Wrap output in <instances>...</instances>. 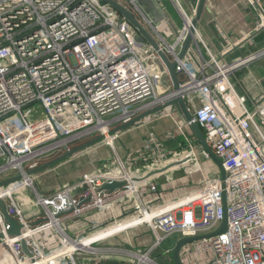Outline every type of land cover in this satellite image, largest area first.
I'll list each match as a JSON object with an SVG mask.
<instances>
[{
  "label": "built area",
  "instance_id": "built-area-1",
  "mask_svg": "<svg viewBox=\"0 0 264 264\" xmlns=\"http://www.w3.org/2000/svg\"><path fill=\"white\" fill-rule=\"evenodd\" d=\"M118 1L134 12L160 48L177 61L178 90L165 65L158 72V52L148 41H137L138 31L108 3L0 0V181L24 175L17 184L0 187V198L22 226L19 235H9L0 209V264H101L96 259L102 257L99 243L144 226L154 234L152 243L125 251L110 247L113 253H122L126 264H158V259L173 264L169 252L155 256L166 237L218 230L225 213L220 173L203 175L193 191L179 198H152L145 183L137 187L131 179L135 165H148L150 156L140 153L127 158L110 144L114 155L93 162V168L79 179L49 194L41 193L33 181L35 201L18 194L27 186L21 181L34 180L26 176L29 169L101 135L115 141L120 134L110 135L114 128L179 94L226 170L228 205L227 231L184 245L182 260L197 253L206 255L205 264H264V94L250 99L239 94L230 80L236 67L263 56L264 48L228 62L211 52L196 30L187 52L189 64L179 53L195 15L175 0L183 27L173 29L167 16L155 21L135 0ZM250 1L261 8L260 0ZM261 17L259 30L264 29L263 10ZM175 107L171 116L175 126L166 137L180 133L186 151L194 155L196 149L210 159L190 122ZM106 139L101 143H107ZM149 139L158 148L154 159L165 157L158 138L150 133ZM110 182L125 185L113 192L103 189ZM109 210L113 219L102 221L100 213ZM94 211L100 216L89 228L71 233L70 220ZM123 223L129 224L103 234ZM23 240L31 256L23 250Z\"/></svg>",
  "mask_w": 264,
  "mask_h": 264
},
{
  "label": "crops",
  "instance_id": "crops-1",
  "mask_svg": "<svg viewBox=\"0 0 264 264\" xmlns=\"http://www.w3.org/2000/svg\"><path fill=\"white\" fill-rule=\"evenodd\" d=\"M168 1L171 2L177 14H179L175 0ZM176 1L189 15H195L199 0ZM135 2L145 13L153 11L154 14L157 13L156 17L160 18L162 15L167 16L171 28L180 29L183 27V24H179L178 22L177 14L174 12L170 14L168 12L169 6L163 4L164 0H135ZM260 4L262 9L254 5L250 0H207L202 17L197 26V31L211 52L223 55L226 61L232 62L261 51L264 48V29L259 30V26L262 22L261 14L262 10L264 11V0H260ZM180 18L182 20L181 16ZM164 21H166V19ZM200 45L202 46L204 54L207 55L205 46L202 44ZM193 47L195 48L196 46L193 45ZM230 80L239 94L247 95L250 99L262 96L264 94V55L260 58L240 64L231 73ZM173 108V111H175L176 107L173 106ZM159 113L160 112L152 114L139 123L119 132V137L115 139L117 140L115 147L122 156L129 158L144 153L149 155L152 160L156 157L158 148L155 146L156 144L154 145V143L151 142L148 134L154 132L164 136L168 130L174 129L175 126L172 117H170V126L158 120L153 125H150L155 121L153 118H155V116L157 117ZM169 139L165 136L162 142L166 143ZM110 141H113V138L106 140L108 145ZM165 143H162L163 146ZM104 145V143H100L80 153V155H89V160L86 164L87 172L93 168V162L104 160L114 155L112 147L109 145L110 148L108 147V149H106L108 145L106 144L105 148L103 147ZM167 153H169L168 150ZM72 158L74 157L34 175L38 190L41 193L49 194L60 185L72 182L82 176L79 172L67 174L69 170L64 166H66ZM176 158L177 159L171 163L173 164V170L171 169L172 171L165 173L167 176L159 178L163 180L172 179L190 168L185 156L180 155ZM171 164L152 168L148 172H133L131 176L132 182L134 185H139L145 178L162 175V172L171 168ZM178 165H184V167L176 168L179 167ZM181 180L183 181L172 183L170 188H163V191L157 189L150 190V188L148 190V187L145 189L149 191V195L152 198L161 196V198L165 200L175 199L185 195L190 189L187 187L191 185L187 183L188 179L185 178ZM18 194H26L29 196L26 189L20 190ZM30 201L31 200H29V202ZM33 203L35 202H32V204L30 203V206H34ZM113 210L117 213V205ZM100 215L103 217L102 221L106 220L110 222L113 219L110 210L108 213H100ZM100 215L94 211L70 220L68 225L71 233L76 234L85 227L89 228L95 218ZM153 241L154 234L148 227L135 228L99 243L98 246L103 249L99 256L102 257L101 259H96L100 260L101 264H126V262L122 260L123 254H120V252H117V254L113 253L114 248L110 247H117L118 251H125V249H130L131 247L135 249L147 247ZM204 256V254L192 253L185 257L184 264H205V259H203ZM96 262L97 261H92L90 264H95Z\"/></svg>",
  "mask_w": 264,
  "mask_h": 264
},
{
  "label": "water",
  "instance_id": "water-1",
  "mask_svg": "<svg viewBox=\"0 0 264 264\" xmlns=\"http://www.w3.org/2000/svg\"><path fill=\"white\" fill-rule=\"evenodd\" d=\"M206 1L207 0H199L195 16L193 17L192 22H191L189 32L186 36V39H185L183 46H182V49L179 53L180 59H183L184 57H186L187 52L189 51L190 47L192 46V44L195 40V33L197 30L198 23L202 17ZM100 3L102 5H104L105 3H108L109 5L114 7L116 10H118L125 17V19L129 21L131 29L134 32L138 31V33L135 35V39L137 41H140V42L148 41L152 45V47L158 52V55L162 60L161 61L159 58L155 59V64H157V66H158V72L166 67V69L169 73V76L171 78L174 89L178 90L180 88V84H179L178 74L176 71L177 61H172L168 57V55L160 48L157 41L152 37V35L149 33V31L139 21V19L136 17L134 12L131 9H129L127 6H125L123 3L119 2L118 0H100ZM148 13L154 18L155 21L159 20V17H156L157 13L154 14L153 11L152 12L150 11ZM150 63H152V61H150ZM164 65H165V67H164ZM175 105H177L180 108V110H181L183 116L185 117L186 121L190 122L191 130L194 133V135L196 136V138L198 139L200 145L207 152L209 157L212 159V161L217 165V167L219 169V173H220L222 185H223L222 197H223V208L225 211L222 225L215 232L210 233V234H206V235L185 237V238H181L177 241L176 246L174 247V249L172 251L173 264H184L182 257H181V252H182L184 245L192 243V242L200 240V239H203V238L215 237V236H217L223 232H226L228 229V215H227L228 205H227V194H226V189H225V182H226L227 174H226V170L222 164V161L214 153V151L211 149V147L208 145L202 129L194 121L193 113L189 109V107H188V105H187L182 94L177 95L174 99L168 101L165 104L157 105L151 109H148V110L140 113L139 115L134 117L132 120H130L126 123H123V124L119 125L118 127L114 128L110 132V135H113L117 132L125 130V129L129 128L130 126H132L136 123H139L140 121L149 117L150 115L161 112V111H163L167 108H170L172 106H175ZM105 139H106V136L101 135V136L96 137L92 140H89L85 143H82V144L74 147L73 149L67 151L66 153H64L62 155L54 157L53 159H50L49 161H46V162L40 164L39 166H37L35 168L29 169L26 172V176L32 177V176H34V175H36V174H38V173H40L46 169H49V168L59 164L60 162H63L65 160L89 149L92 146H95L96 144L104 141ZM23 178H24V175L19 174V175H16L14 177H11L9 179L2 180V181H0V187L9 186L13 183H16V182L22 180ZM124 185H125V182H110V183H106L103 186V189H106L110 192H113L116 188H122ZM89 200L90 199H88V201ZM0 208H1L2 214H3L6 222L9 224L8 234L11 236L19 235L21 232L22 226L16 221V219L14 217H12L10 215V213L8 212V210L6 208V205L3 201V199H1V198H0ZM22 247H23V250L31 256V253H30V251L26 245V242L24 240L22 241Z\"/></svg>",
  "mask_w": 264,
  "mask_h": 264
},
{
  "label": "rangeland",
  "instance_id": "rangeland-1",
  "mask_svg": "<svg viewBox=\"0 0 264 264\" xmlns=\"http://www.w3.org/2000/svg\"><path fill=\"white\" fill-rule=\"evenodd\" d=\"M164 5H168L169 6V13L172 14L173 12L177 14L176 10L174 9V7L172 6L171 2H169L168 0H164ZM166 5V6H167ZM132 9L133 6H130ZM177 17H178V22L179 24H183L179 14H177ZM185 60L187 63L189 64H192L191 61H190V57L189 55H187L185 57ZM191 66V65H190ZM183 74L180 75V78L183 79ZM173 107L168 109V110H163L162 112L159 113V115H157V117L155 116V118H153V120H155L154 122H152L150 125H153L155 122L158 121H162L164 122L165 125H168L170 126V123H171V116L174 114V111H173ZM153 133L154 136H156L158 138V141L159 142H162L163 141V138H165L166 135H159L157 133H154V132H151ZM148 136L150 137V133L148 134ZM169 139V138H168ZM168 142H162V143H165V147L163 146V151H165V153L167 154L165 157L163 158H157V159H154L152 160L151 158L149 159V163L148 165H145L143 162H140V163H137V165H135V168L133 170V172H140V173H143V172H148L149 170H151L152 168H158V167H163L164 165H169L171 164L174 160H176L177 156H185V158H187V162H188V165H189V169L184 172V173H181V174H178L176 177H173L172 179H166V180H163L159 177H148V178H145V180H143V182L141 183H145V186L148 187V190L150 188V190L154 189V190H161L163 191V188H170L172 183H176V182H182L183 180L181 179H188L187 180V183L191 184L190 186H187L189 187L190 189L186 192L189 193L191 191H193L195 189V187H197L198 183L200 182V180L202 179L203 175H207V174H212L213 172H218L219 173V169L217 167V165L212 161V159H207L206 157H204L203 155H201L196 149H195V152H194V155L191 151H186L188 146L187 144H185L183 141H184V138L183 136L180 134V133H176L172 138H170L169 140H167ZM101 143V142H100ZM117 143V140H114L113 141H110L109 144L111 146H114L115 147V144ZM102 144V143H101ZM104 144L106 145L107 143L104 142ZM105 145L103 146L105 148ZM108 145V144H107ZM155 145V144H154ZM156 146V145H155ZM108 147L110 148V146H106V149H108ZM167 150L169 151V153H167ZM74 158H72V160H70L66 166L69 172L67 174H72L73 172L74 173H78L80 175L86 173V164L89 160V155H80L77 154L75 156H73ZM45 162L46 161H49V160H44ZM43 161V162H44ZM172 165L171 164V168L170 169H167L164 173H162L163 175L165 173H168L170 171L173 170L172 168ZM179 167H176V168H182L184 167V165L180 166L178 165ZM175 168V169H176ZM172 169V170H171ZM159 176V175H157ZM34 181V185L35 187L38 188L37 186V181L35 180H31V182ZM31 183L27 180H23L21 181L20 183H22L23 185H27L25 186V188L23 189H26L29 196L31 197L32 200H36V196L34 194V189L32 186H30L31 184H28V183ZM178 182V183H179ZM17 184V183H15ZM140 184V183H139ZM168 192V191H167ZM160 233V236L164 237V234L162 232H159ZM181 234L180 233H174L168 237H166L160 247H159V250H157L155 253V256L156 255H159L160 253H166V252H169L172 254V251L174 249V247L176 246V243L177 241L181 238ZM157 238V236H155ZM205 255V254H204ZM171 256V255H170ZM172 257V256H171ZM206 258V255L203 257V259ZM202 259V260H203ZM171 261L169 260L168 262L166 263H162V261H160L158 259V264H169Z\"/></svg>",
  "mask_w": 264,
  "mask_h": 264
},
{
  "label": "bare ground",
  "instance_id": "bare-ground-1",
  "mask_svg": "<svg viewBox=\"0 0 264 264\" xmlns=\"http://www.w3.org/2000/svg\"><path fill=\"white\" fill-rule=\"evenodd\" d=\"M109 138H111V137H108L107 139H109ZM106 139V140H107ZM162 173H164V172H162ZM161 173V174H162ZM164 176H167L166 174H162V175H159V176H157V177H164ZM25 180H27V181H29V182H31V178H28V179H25ZM31 185H33V181L30 183ZM137 187H138V185H136ZM129 223H123V224H120V225H117V226H115V227H113V228H111V229H108L107 231H105L103 234L104 235H107V234H110V233H113V232H116V231H119V230H121V229H123L124 227H126L127 225H128Z\"/></svg>",
  "mask_w": 264,
  "mask_h": 264
}]
</instances>
